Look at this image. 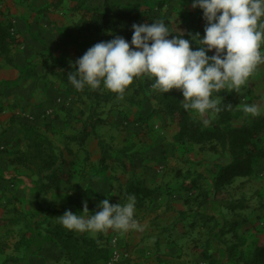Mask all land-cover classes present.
<instances>
[{
	"label": "trees",
	"instance_id": "trees-1",
	"mask_svg": "<svg viewBox=\"0 0 264 264\" xmlns=\"http://www.w3.org/2000/svg\"><path fill=\"white\" fill-rule=\"evenodd\" d=\"M65 1L69 2L65 13L81 15V19L75 26L79 32L91 34L95 41L94 45L101 41H109L116 35L123 37L130 43L133 24L153 22V10H151L152 8L147 9L145 5L144 8H141L136 3L124 4L123 0H56L55 3L62 5ZM143 1L148 4L150 0ZM156 7L162 12L167 11L164 1L158 2ZM5 16L0 0V17H3L0 19V60L5 65L15 68L11 49L18 46L19 41L16 37L17 33L11 35L10 30L13 29V25L5 19ZM161 20L167 24L173 35H179V32H182L185 39L189 38V34L194 36L199 33L201 38L204 35V27L202 26L198 30H191L185 23L173 27L170 19L164 17ZM195 45L193 43L191 47L193 48ZM78 52H81L78 53L79 56L72 60L52 57L50 65L47 67V74L45 72L40 74L33 67L18 71L20 78L35 81L45 79L46 75L49 74L54 75L62 86V92L74 98L76 102L87 105L88 109L84 121L76 126L75 133L63 136L64 148L55 146L51 139L35 124L24 127L22 137L13 141L7 151L3 148L6 152L12 150L7 159L10 166L21 168L34 177L32 179L31 200L36 204L37 212L35 215L29 213L8 219L0 218V228L28 223L31 230L30 232H23L12 246V251L20 254V256H5L3 260L0 259V264L22 263L31 254L39 251L42 244L46 242L55 244L64 264H99L107 259L109 255L108 236L102 233L95 234L93 238L91 237L92 234L89 233L69 231L56 218L61 216L65 212L64 210L43 208L38 202L39 197L47 192L58 191L62 182L66 185V191L71 192L73 174L70 169L65 171L63 168L64 153L72 154L67 146L71 143L77 144L78 151H83L87 158L89 153L85 150V141L89 137H94L100 152L97 168L99 173L111 169L114 162H118L123 172H129V177L123 184L118 178H112L119 189L121 200L118 202L120 204L126 203L129 195H134L136 209H141L147 202L154 200L158 190H160L159 186L152 189L148 188L143 179L137 175L133 164L129 162V166H127L124 161L129 159L130 154L134 153L135 150H138L135 153H141L149 145L144 141H137V143H131L115 150L100 139L95 131L96 127L106 122L100 117L101 108L113 100L124 101L135 96L139 90L134 88L133 93L126 97L125 94L133 87L129 85L122 99L104 89L103 86L96 90H91L87 86L84 89L76 90L68 81L67 75L75 71V61L82 57L86 51L79 50ZM237 94L238 92L228 88L214 93L215 96L222 97L223 101L219 105L222 111L218 114H209L208 117H201L183 108L180 104L183 97H181L179 90L173 89L164 94L156 90L149 97L156 104L151 115L133 119L135 123L139 124V134L147 135L149 142L154 140V133H150L151 131L143 132L142 130H146L151 121L161 120L163 124L168 122L169 125L173 126L172 143L175 151L178 148H190V151L197 148L199 151H196L199 153H197L198 156L195 155L196 153L193 154L196 156L194 160L188 157H179L183 159L182 164L194 165V168L187 169L184 173L176 171L174 173L176 189L167 187L170 191H166L165 194L170 195L172 191H179L189 196L181 201L182 205L188 209L179 211L177 214V222L187 224L186 226L190 228L189 231L196 226L197 221L202 222L205 226L211 223L210 229L206 231L207 239L204 248L195 254L200 256L206 264H219L214 256L221 251L223 257L230 264H239L240 261L242 264H264V237L251 245L245 257L234 258L236 250L241 246V244L232 242L236 235L235 229L238 228L237 226H241L235 219L241 215L239 212H235L236 210L243 211L246 207L245 196L241 195L233 202L223 200L220 203L221 207L218 206L220 210L233 213L234 219L228 220L222 214L218 219L214 215V208H212L213 203H215V201H211L212 197L224 193L223 191L227 194L231 191L230 187L236 180L254 177L260 164L264 165V117L256 116L246 120L242 115H239L236 112L238 104L235 97ZM205 118L209 120L208 124L203 123ZM47 129H49V125H46L45 131ZM143 143L147 146H141ZM21 145L23 146L21 147ZM139 147L140 149H138ZM206 151L220 159H225V161H206ZM175 156L178 158V155L175 154ZM159 195L166 197L162 192ZM228 196H232V194L229 192ZM244 216L242 217L244 218ZM174 226H178V224L174 222ZM7 231L8 234L11 232L10 230ZM189 231L184 233L188 234ZM229 235L230 239H227L232 243L224 239ZM8 247L9 245L1 239L0 235V256L4 255Z\"/></svg>",
	"mask_w": 264,
	"mask_h": 264
},
{
	"label": "rangeland",
	"instance_id": "rangeland-1",
	"mask_svg": "<svg viewBox=\"0 0 264 264\" xmlns=\"http://www.w3.org/2000/svg\"><path fill=\"white\" fill-rule=\"evenodd\" d=\"M55 1L1 0L2 11L6 14L5 19L13 25V30L17 33L16 37L18 38L19 45L11 49V56L14 59L15 68L5 65L0 60V86H4L7 90H16L17 88H14L12 83H20V79H23L19 77V70L33 67L36 68L38 73L42 74L45 72L47 74V67L50 65L52 57L72 60L79 56L78 53H81L78 52L79 50L87 51L94 45L95 41L93 36L89 33L79 32L75 26L81 19V15L66 14L65 11L69 2L65 1L62 5H56ZM138 1L123 0V3H136L141 8H144V5L147 9L152 8L153 22L166 17L171 20L173 27L185 23L189 29L198 30L202 26L200 25L198 17L202 11L198 8L192 9L191 2L188 0H150L148 4H145L143 0ZM161 1H164L165 6H167L166 12H162L156 7L157 3ZM181 1L186 3H182ZM172 2L174 4H171ZM187 2H189V5ZM0 19H3V17H0ZM196 47L197 45L193 49ZM261 50L264 51V45H262ZM213 54V52L208 53L210 56ZM28 81H30V84L27 87H21L20 93L15 94L19 100L18 105H23L21 106L22 109L28 103L34 106L37 105L38 107H43L44 103L50 105L54 103L56 97L62 99V106H57L56 114L53 116L54 118H40L38 121L34 119L27 120L26 122H24V119L19 122L15 121L14 123H17V125L14 129H11L14 124L10 123V116L8 114L0 120V143L8 144L7 149H9V143L15 139H10V137L17 135L20 131L21 136L19 138H21L22 129L35 124L40 129H43L42 132L48 135L55 146L64 148L65 142L63 136L68 134L73 135L75 133L76 126L80 125L85 119L88 106L82 105L76 102L74 98L64 94L62 92V86L52 74L46 75V78H42L40 81L32 79H28ZM152 83H154V80L149 79L147 76L134 78L131 84L133 87H131L125 96L129 97L133 93L134 88L139 90L138 94L124 101L120 99L113 100L101 108L100 117L105 119L106 122L96 127L95 131L100 139L115 150L128 146L131 143H137V141H144L149 145L147 146L143 143L141 146H147L145 151L135 153L138 151L135 150L134 153H129V159H125L124 161L127 166H129V162L132 163L137 171V175L144 181L149 178L153 182L159 181L157 186H159L160 190H158L153 202H158V197H160L159 193L162 192L166 196L165 200L167 203H174L171 208L176 211V209L184 207L181 201L189 196L179 191H172L170 195L165 194L166 191H170L167 187H170L169 189H176V180L174 179V173L176 171L184 173L187 169L194 168V165L182 164L183 159L180 158L188 157L194 160L198 156L197 153L199 151L197 148H193L191 151L190 148H178L175 151L172 143L173 126L169 125L168 122L163 124L161 120L151 121L147 128L149 130H142L143 132L151 131L150 133H154L153 141L149 142L147 135L143 133L139 134V124L135 123L133 119L139 116L146 117L151 115V111L156 107L155 102H152L149 98L152 93L156 92L151 87ZM0 98V101H2L3 97L1 95ZM235 99L238 104L236 112L242 115L244 119L250 120L253 118L251 115L243 113L242 106L244 104H256L260 108V115L258 116L264 117V64L258 66L257 70L249 78L248 83L241 87ZM80 111L82 112L79 113ZM24 118L27 119L26 117ZM46 125H49L47 131H45ZM90 138L93 139V144L91 145L87 158L85 156L81 161L73 158L69 169L76 171V169L81 168L83 171H88L89 174H93L94 176L103 173L102 175L105 176V179H108L107 177L109 176L112 188L107 190V195L104 192L103 195H97L96 203L98 205L106 198L111 203V199L114 198V200H117L118 194V187L112 178H118L123 184L129 177V172H123L118 162H114L111 169L99 173L97 169L99 158L95 164H92L91 158L92 153L95 156H99L100 152L97 145H95L97 143L96 139L94 137ZM6 151L0 153V189L5 191L9 183H13L15 188L8 193L9 195L2 194L3 196L0 197V218L8 219L29 213H34L35 215L37 212L36 204L31 200V194L33 192L32 179L34 177L26 172H15L11 174L14 176V179L9 180L6 178L5 176L10 171L13 172L12 169L10 170L11 166L7 163V156H9L10 150L9 152ZM194 153H196V156L193 155ZM66 154L65 152L64 155ZM175 154L178 155V158H176ZM205 154L207 156L206 161L208 162L225 161V159H220L208 151ZM255 172L256 175L254 177L236 180L231 185V191L229 192L232 196H228L229 192L225 194L226 192L223 191L224 193L211 199V201H215L212 205V208L215 210V217L220 219L222 214L228 220H231L232 218L234 219V216H232L233 213L219 209L221 207V201L233 202L235 199L240 198L241 195L245 196L246 207L243 211L236 210L235 212H239V215H241L237 218L235 217L241 226H237V230L235 229L236 235L232 242L241 244V246L236 250L234 258L245 257L251 245L264 237V165L260 164ZM72 190L75 192L77 189L73 188ZM39 204L41 207H47L45 205L46 202H44L45 206L40 202ZM153 207H155V204ZM48 208L55 209V207L50 206ZM177 219L176 216L174 222H177ZM243 219L245 220L243 221ZM186 225L183 224L179 230L177 229L175 233L160 243H155L151 239L138 242L130 240V238L126 241L124 238L122 239L123 244L121 246L119 244V238L115 235L114 231L109 230L104 235L108 236V240L115 238L118 248L124 254L122 260L116 264H206L200 256L195 254L204 248L207 239L206 231L210 229L211 223L205 226L202 222L197 221L196 226L191 231H189L190 228ZM7 230L11 232L8 234ZM30 231L28 223L0 228L1 239L9 245L4 255L0 256V259L3 260L5 256H20V254L12 251V246L23 232ZM181 231L183 232L181 233ZM185 231H189V234H185ZM229 237L230 235L223 238L225 241L232 243L227 239ZM221 252L215 254L216 261L219 264H230ZM59 253V249L55 244L46 242L42 244L39 251L31 254L22 263L19 262L17 264H64ZM239 264H242V262L240 261Z\"/></svg>",
	"mask_w": 264,
	"mask_h": 264
},
{
	"label": "clouds",
	"instance_id": "clouds-1",
	"mask_svg": "<svg viewBox=\"0 0 264 264\" xmlns=\"http://www.w3.org/2000/svg\"><path fill=\"white\" fill-rule=\"evenodd\" d=\"M191 7L202 10V38L199 33L188 39L182 32L173 35L163 20L133 24L130 43L118 35L96 43L75 61L68 81L76 90L103 86L122 99L134 78L147 76L154 80L151 87L163 94L179 90L186 111L201 117L220 113L223 100L214 93L225 88L239 92L264 64V0H191ZM242 111L260 115L256 104H244ZM82 203L81 213L66 210L56 217L65 229L92 235L140 230L134 195L124 204H111L106 198L94 214Z\"/></svg>",
	"mask_w": 264,
	"mask_h": 264
},
{
	"label": "crops",
	"instance_id": "crops-1",
	"mask_svg": "<svg viewBox=\"0 0 264 264\" xmlns=\"http://www.w3.org/2000/svg\"><path fill=\"white\" fill-rule=\"evenodd\" d=\"M188 1L191 2V0H188ZM189 2H187L188 5H189ZM182 3H186V2H182ZM171 4H174V3L172 2ZM198 17H199L200 25L205 26V21L203 19V13H200ZM29 82L30 81H28V79H26V81L25 79H20V83H17V82L16 84L12 83L13 87L17 88L16 90H7L6 88H4V86H0V95L3 97V100L0 101V120L5 118L9 114L10 123L14 124L12 125L11 129H14L16 127L17 123H14L15 121L19 122L24 119V122H26L28 120V117L30 116L33 117V119L31 120L35 119V121L36 119L37 121L40 120V118L41 119L42 118L43 119L44 118L46 119L54 118L53 116L56 114L57 106L59 105L62 106V99L59 97H56L54 100V103L50 105L44 103L43 107H38L37 105L34 106L33 104L28 103L25 105V108L23 107L24 109H22L21 106L23 105L21 106L18 105L19 100L15 94L20 93L21 87L23 86L27 87V85L30 84ZM29 100L32 102L31 99ZM24 117H26L27 119H25ZM40 130L43 131V129H40ZM17 135L10 137V139L15 138L13 141L17 140V138L21 136L20 131L17 133ZM68 135H71V134H68ZM6 139H9V138H6ZM12 143L13 142L9 143V145L11 146ZM92 144H93V139L89 137L85 141V146H86L85 150L88 153L90 151ZM7 145L8 144L0 143V147H3L4 150L7 149ZM95 145H97V143ZM68 149L74 155L73 154H66L67 156L64 155L65 162H64L63 168L65 171L69 170V166L73 158H77L79 159V161L85 158V153L83 151H78L77 144L75 143L69 144ZM11 151L12 150H10V152ZM8 157L10 156H7V158ZM98 158L100 159V155L95 156L92 153V158H91L92 164H95L96 161H98ZM11 169L13 172L10 171V173L7 176H5L9 180L14 179L13 178L14 176H12L11 174H14L15 172L16 173L17 172L18 173L27 172L21 168H16L13 166H11L10 170ZM71 172L73 174L71 186H72V189L73 188L77 189L75 192H73V190H71V192H67L65 188L66 185L62 182L61 187L58 191H49L46 194L40 196L38 201L42 203L43 205H44V202H46L45 205L47 207H43V208H48V206H50V207H55V209H58V210H64V211L68 210L76 214H79L83 211L82 202H86L90 214H94L95 211L99 210L97 207V203H96L97 195L99 196L103 195V192L107 195L108 194L107 190L112 188L110 180H109V176L107 177L108 179H105V176L102 175L103 173L100 175L98 174L94 176L93 174H89L88 171H83V169L81 168L76 169V171L73 170ZM158 182L159 181L153 182L149 178L148 180L146 179L144 181V184L148 188L152 189L157 186ZM14 188H15V185L13 183H9L5 191L0 189V197L3 196L2 194L9 195L8 193L11 192ZM120 200L121 198L119 196V189H118L117 200H114L113 198L110 201H111V204H115V203H118V201ZM153 201L154 200L147 202L143 208L136 209L135 211V219L139 222L140 230H129L125 234H120L114 231L115 235H117L119 238L118 240L121 246L123 244L122 239L124 238L126 241L127 239L130 238V240L138 241V242L140 241L143 242L144 240L151 239V240H154L155 243H160L164 239H167L168 236L175 233L177 229L179 230L178 227L180 228L182 227L183 224H180L179 222H176L178 226H174V220L176 219V216L179 213V211L187 210L186 207H183V208L181 207L179 209H176V211H174V209L171 208V206L174 203L173 204L167 203V201L165 200V197H158V202L157 201L153 202ZM154 204H155V207H153ZM187 219H190V218H187ZM91 237L94 238L95 236L91 235ZM99 264H110L109 255L106 260L101 261Z\"/></svg>",
	"mask_w": 264,
	"mask_h": 264
},
{
	"label": "built area",
	"instance_id": "built-area-1",
	"mask_svg": "<svg viewBox=\"0 0 264 264\" xmlns=\"http://www.w3.org/2000/svg\"><path fill=\"white\" fill-rule=\"evenodd\" d=\"M11 35L15 34V31L13 29L10 30ZM32 118L28 117V120H31ZM3 150V147H0V151ZM124 257V254L121 252V250L117 246V240L115 238H112L109 240V263L110 264H116L119 263L122 258Z\"/></svg>",
	"mask_w": 264,
	"mask_h": 264
}]
</instances>
